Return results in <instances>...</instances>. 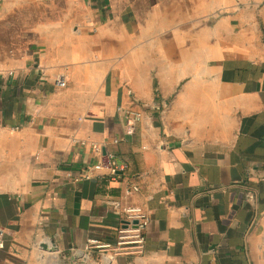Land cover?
<instances>
[{
	"label": "crops",
	"instance_id": "1",
	"mask_svg": "<svg viewBox=\"0 0 264 264\" xmlns=\"http://www.w3.org/2000/svg\"><path fill=\"white\" fill-rule=\"evenodd\" d=\"M132 207L144 253L84 249ZM0 230V264H264V0H0Z\"/></svg>",
	"mask_w": 264,
	"mask_h": 264
},
{
	"label": "built area",
	"instance_id": "2",
	"mask_svg": "<svg viewBox=\"0 0 264 264\" xmlns=\"http://www.w3.org/2000/svg\"><path fill=\"white\" fill-rule=\"evenodd\" d=\"M68 80L66 74L59 73L54 77L53 84L56 87H65L68 84ZM124 114L125 118L130 122L126 127L125 136H131L135 133L143 115L132 108H125ZM104 162L116 173L124 170V167L111 156ZM101 166V164H97L95 168L100 169ZM76 180H79V178H76ZM135 189L138 188L135 187ZM125 214L126 221L119 227L113 239L90 237L86 241L84 249L87 251L95 249L98 252L112 253L113 255L144 253L148 245L149 213L140 207H132L127 208ZM2 246L4 244L2 242V231L0 230V247Z\"/></svg>",
	"mask_w": 264,
	"mask_h": 264
},
{
	"label": "water",
	"instance_id": "3",
	"mask_svg": "<svg viewBox=\"0 0 264 264\" xmlns=\"http://www.w3.org/2000/svg\"><path fill=\"white\" fill-rule=\"evenodd\" d=\"M44 246H46V245L44 244Z\"/></svg>",
	"mask_w": 264,
	"mask_h": 264
}]
</instances>
